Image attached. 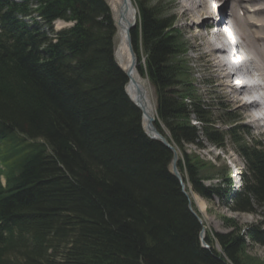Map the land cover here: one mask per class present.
<instances>
[{
	"label": "trees",
	"instance_id": "16d2710c",
	"mask_svg": "<svg viewBox=\"0 0 264 264\" xmlns=\"http://www.w3.org/2000/svg\"><path fill=\"white\" fill-rule=\"evenodd\" d=\"M136 5L137 70L154 88L187 191L261 220L242 230L226 219L231 232L201 246L173 153L144 133L125 93L106 0H0V264H256L246 248L264 247V144L247 141L228 107L227 129L215 124L176 16L157 0ZM33 14L43 23L21 20ZM58 20L73 26L55 32ZM203 139L233 145L245 162L231 204L229 169L187 151Z\"/></svg>",
	"mask_w": 264,
	"mask_h": 264
},
{
	"label": "bare ground",
	"instance_id": "6f19581e",
	"mask_svg": "<svg viewBox=\"0 0 264 264\" xmlns=\"http://www.w3.org/2000/svg\"><path fill=\"white\" fill-rule=\"evenodd\" d=\"M180 3L195 28L207 31L205 46L208 55L212 57V63L221 71L223 78L232 81H225L224 85L232 88L233 100H240L245 107L250 108L251 118L257 124V129L261 130L264 127V0H225L218 10L207 7L206 0H180ZM112 4L117 20L124 8L126 22L132 25L137 23V11L132 0H128L127 6H123V0H112ZM229 7L231 14L227 12ZM119 33L117 59L121 68L130 72L136 83L128 85L127 93L133 101H138L137 90H142L146 109L148 107L156 117V106L149 89L145 88L136 64L133 65L124 22L119 27ZM227 34L240 38V51H237V55L228 52Z\"/></svg>",
	"mask_w": 264,
	"mask_h": 264
},
{
	"label": "rangeland",
	"instance_id": "374dc122",
	"mask_svg": "<svg viewBox=\"0 0 264 264\" xmlns=\"http://www.w3.org/2000/svg\"><path fill=\"white\" fill-rule=\"evenodd\" d=\"M112 8V0H107ZM134 6L136 0H132ZM153 1V0H147ZM155 1V0H154ZM163 3L164 8L170 14L175 15L177 18V28L183 33L186 42L189 45V55L187 61L189 62V68L191 74L194 76V84L198 89L199 94L207 104L213 110V120L215 124L221 129H227V122L224 121L221 114L223 107L230 108L235 115L241 117V124L249 128L252 131V137L247 141L250 144L254 141H259L264 144V127L257 129L256 123L253 122L250 115V108L245 107L240 100H233L232 88L224 85V82H232L223 78V74L212 63V57L208 55L205 43L207 39V31H200L195 28L191 23L189 15H185V9L180 3V0H157ZM137 11V8L135 6ZM227 8V12H229ZM114 13V12H113ZM185 13V14H184ZM231 14V11L229 12ZM69 28L68 24L62 22H56L54 25L55 32ZM120 42V33L116 38V45ZM118 61V60H117ZM142 78V77H141ZM143 79V78H142ZM223 79V81H222ZM234 80V79H233ZM145 88L150 92V96L155 106H157V98L154 88L151 86L147 79H143ZM245 107V108H244ZM243 108V109H242ZM248 108V109H246ZM260 126V125H259ZM165 132L167 130L164 129ZM202 148L196 145L187 146V151L190 154H195L200 157L204 162L210 163L217 168L227 167L231 171L232 179L235 189H240L242 186V173L246 171V166L243 159L237 154L233 145H229L226 149H218L211 145L206 140H202ZM264 148V145H263ZM181 158V156H180ZM212 175V171L207 172ZM219 179L207 180L206 186H213L218 184ZM190 197L197 211H200L203 230L206 233L205 237L213 234H227L231 232V229L227 227L226 219L232 220L239 228L245 229L248 225L257 223L261 220L258 214H250L243 212H234L228 206L223 205L219 198H214L212 202L202 198L195 192L189 189ZM201 205V207L199 206ZM203 205V210H202ZM258 209V208H257ZM259 211V210H258ZM213 238V237H212ZM246 254L256 261V264H264V247L261 245L248 243L246 248Z\"/></svg>",
	"mask_w": 264,
	"mask_h": 264
},
{
	"label": "water",
	"instance_id": "95a60500",
	"mask_svg": "<svg viewBox=\"0 0 264 264\" xmlns=\"http://www.w3.org/2000/svg\"><path fill=\"white\" fill-rule=\"evenodd\" d=\"M127 3H128V0H123V6H127ZM123 11H124V8L121 10V12L119 14V20L120 21L117 22L116 25L118 27H121L123 22L126 24L127 45H128V49H129V52L131 54V57H132L133 65H134V64L137 63V58L135 56V53H134L133 47H132L131 32L134 29L135 24L132 25V24L126 22L125 17H124V14H123ZM125 74L127 75L128 79H129V84L136 85L135 81L131 77V73L125 71ZM137 92H138V95H139L138 101H133L130 97L129 98H130L131 102L141 112L144 132L146 133V135L150 139H152L154 141L161 142L165 147H167L173 153L174 157H173V161H172V165H171V171L174 174V176L180 182V185H181L183 194L188 199L190 211L194 214V216L202 224L201 219L193 211L190 197H189V195L185 191L184 180H183V177H182L181 173L179 172L178 165H177V162H178V154H177V151L170 144V142L167 140V138H165V136H163V134L158 130V128L156 126V117H155V115L148 109V107L146 109V106L143 103L144 94H143L142 90L138 89ZM200 238H201V242H202L203 247L209 249L207 243L205 242L204 230H202V233L200 235Z\"/></svg>",
	"mask_w": 264,
	"mask_h": 264
}]
</instances>
